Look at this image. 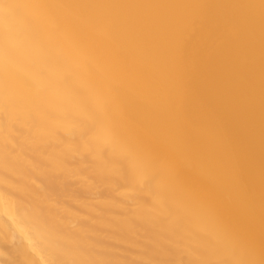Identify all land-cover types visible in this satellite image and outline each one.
Segmentation results:
<instances>
[{"label":"bare ground","instance_id":"1","mask_svg":"<svg viewBox=\"0 0 264 264\" xmlns=\"http://www.w3.org/2000/svg\"><path fill=\"white\" fill-rule=\"evenodd\" d=\"M0 264H264V0H0Z\"/></svg>","mask_w":264,"mask_h":264}]
</instances>
